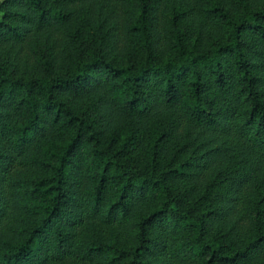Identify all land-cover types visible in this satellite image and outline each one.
I'll return each instance as SVG.
<instances>
[{"label": "trees", "instance_id": "obj_1", "mask_svg": "<svg viewBox=\"0 0 264 264\" xmlns=\"http://www.w3.org/2000/svg\"><path fill=\"white\" fill-rule=\"evenodd\" d=\"M235 5L0 1V264H264V6Z\"/></svg>", "mask_w": 264, "mask_h": 264}, {"label": "rangeland", "instance_id": "obj_2", "mask_svg": "<svg viewBox=\"0 0 264 264\" xmlns=\"http://www.w3.org/2000/svg\"><path fill=\"white\" fill-rule=\"evenodd\" d=\"M220 1L225 7L229 8L231 11H233V12L237 11V6L235 5L236 0H220ZM246 1L248 2L249 6L253 7V8L264 6V0H246ZM161 17L163 20H165V18L163 17V14L161 15ZM183 24L186 25V23L184 21H183ZM187 25H188V23H187Z\"/></svg>", "mask_w": 264, "mask_h": 264}]
</instances>
